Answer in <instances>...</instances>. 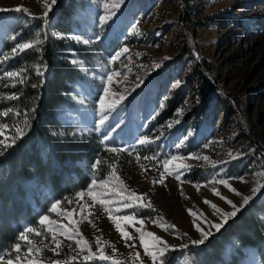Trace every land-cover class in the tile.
<instances>
[{"label": "rangeland", "instance_id": "obj_1", "mask_svg": "<svg viewBox=\"0 0 264 264\" xmlns=\"http://www.w3.org/2000/svg\"><path fill=\"white\" fill-rule=\"evenodd\" d=\"M67 1L69 27L61 33L50 25L59 0H0V41L13 32L11 49L34 41L37 33L41 40L47 26L52 42H61L57 51L69 62L73 83L70 102L57 108V118L75 133H96L107 148L124 152L104 180L55 212L50 211L54 203L45 200L27 203L34 221L23 223L0 258L14 257L13 245L19 243L20 264L29 259L65 264L70 258L153 264L140 240L144 233L149 248L153 237L166 242L168 264H264V239L257 246L231 239L216 259L201 254L234 218L219 232L210 229L220 221L212 205L231 212L228 201L239 211L264 202V0H123L118 7H113L118 0ZM108 11L115 15L101 28L100 17ZM73 35L81 40L70 39ZM117 52L121 55L113 61ZM21 53L10 50L7 57ZM16 82L9 78L4 89ZM101 101L108 117L104 125ZM12 127L0 119V141L12 140ZM219 179L227 186L208 183ZM244 197L251 198L247 205ZM125 214L132 219L119 218ZM43 216L49 220L42 226ZM197 226L211 232L205 244L192 243L202 238ZM27 227L42 233H27L31 245L19 239ZM28 247L38 251L28 254ZM101 253L107 259H100ZM157 264H162L159 256Z\"/></svg>", "mask_w": 264, "mask_h": 264}, {"label": "trees", "instance_id": "obj_2", "mask_svg": "<svg viewBox=\"0 0 264 264\" xmlns=\"http://www.w3.org/2000/svg\"><path fill=\"white\" fill-rule=\"evenodd\" d=\"M68 7L67 0H59V12L51 20V27L61 33H66L69 27ZM13 34L17 32L7 33L0 41V76L9 70H24V79L21 83L17 77L16 84L5 89L9 78L0 79V113L13 109L7 117L0 114V119L13 126L14 136L17 127L24 134L16 136L14 144L10 140L9 147L0 155V253L12 248L14 235L23 223L34 221L27 203L43 200L60 202L59 206L69 203L88 190L93 181L104 180L121 156V152L110 151L98 134L75 133L72 126L57 118V108L70 102L73 83L71 66L59 56L63 53L57 51L62 48L61 42H52L48 27L37 50L27 49L6 60L11 50L9 36ZM38 69L44 74L39 75ZM11 93H17L19 98L9 99ZM231 239L243 246L259 245L264 239V202H251L239 211L202 248L201 254L219 258ZM60 256L67 258L64 254ZM65 264L95 263L70 258Z\"/></svg>", "mask_w": 264, "mask_h": 264}, {"label": "snow or ice", "instance_id": "obj_3", "mask_svg": "<svg viewBox=\"0 0 264 264\" xmlns=\"http://www.w3.org/2000/svg\"><path fill=\"white\" fill-rule=\"evenodd\" d=\"M56 3V0H52V4H55ZM120 3H123V0H118V3L113 5V7H118ZM105 8L107 9L108 8V5H105ZM2 11V10H0ZM17 12L21 11V9L17 8L16 9ZM25 11H27L25 9ZM51 11V6H48V10L44 12V19L47 21L49 19V16H48V12ZM115 15L114 12L112 11H108L106 13L105 16L103 17H100V21H101V28H103V26L105 24L108 23V20L111 19V17ZM114 23V21H113ZM137 32V29H133V33L135 34ZM37 35V39H35L34 41H26V42H18L15 44V46L11 49L12 53L14 55L20 53V52H23L25 51L26 49H30V48H33L35 45H39L41 43V40L38 38L39 37V33L36 34ZM70 39H75V40H78L80 41L81 40V37L79 35H73L71 37H69ZM13 39H16V37H13ZM96 39H100L99 37V34H97L96 36ZM82 42L84 44H88L90 42L89 39H84L82 40ZM127 48L123 49V52H127ZM121 55L120 52H117L113 57H112V60L115 61L119 58V56ZM5 59L7 60L8 57H5ZM73 63H75V61H73ZM157 67H159V65H157ZM23 71L24 70H20V71H5L2 76H0V79H3V78H17L19 77L20 80L19 82H23ZM38 74L39 75H43V71L38 69ZM112 77L109 76L108 77V80L111 81ZM15 82V81H14ZM177 84H179V81L176 82ZM33 87H36V85H33ZM105 92H107V89H105ZM18 94L17 93H11L9 94V99H12V100H15V99H18ZM101 108H102V114H101V117H100V120H99V123L100 125H104L105 124V121L108 119V117L106 115L103 114V101H101ZM13 112V109L12 108H8L7 110L3 111L2 114L4 117H7L9 115V113ZM17 116H20L21 113L20 112H16L15 113ZM25 116H27V114L25 113L24 114ZM25 125H27V120L25 119L24 121ZM4 127H7V125H4ZM23 130L20 129V128H16V133H15V136H13L12 138V143L14 144L15 143V138L16 136H23ZM4 133L3 131H0V136H3ZM187 136L191 137L192 136V133L189 132L187 134ZM5 139H7V137H5ZM105 139H107V135H105ZM148 141V136L147 134L141 138L139 140V143L144 145L146 144ZM0 155L3 154V149H6L7 147H9V145L5 144L4 141H0ZM179 147V145H178ZM110 151L112 152H122L124 151V149L120 148V149H117V148H111ZM137 159H139V157H137ZM144 159H149V157L145 156ZM173 160L177 159L176 157H172ZM96 164H100V161H97ZM167 165H168V161H165V164H164V168H165V171L168 170L167 168ZM163 179V173H161V180ZM177 179H179V175L177 174ZM236 179H242L240 177H237ZM157 182V181H154V183ZM212 182H216V183H221V184H225L227 186V181L224 180V179H219V180H210L208 181V183H212ZM93 184L97 183L96 181H93L92 182ZM199 187V186H197ZM255 191V190H254ZM215 192V190H214ZM218 195V193H216ZM82 196V193L79 194ZM222 199H224L223 197H221ZM135 199L137 201L143 199L142 197H135ZM251 198L250 197H244V201L243 203L245 205H247L249 203V200ZM60 202H56L54 204H52L51 208H50V211L52 212H55L56 209H57V206ZM101 203L103 204L104 201H101ZM205 203H209L208 201H205ZM228 203L233 207V209H235L234 211H231V212H221V210L216 206V205H212V207L215 209L216 212L220 213V221L219 222H215V223H211L210 224V229H215L216 232H219L223 226L228 222V218L229 217H235L236 214H237V211H239V208L235 205V204H232L231 201H228ZM125 207H132L131 203H125L124 205ZM150 206V205H149ZM190 214L191 213V210H190ZM120 219L122 220H125V221H129L132 219V216L129 215V214H125L121 217H119ZM49 218L48 216H43L40 221H39V224L40 225H45V222L48 221ZM117 227V230L118 231H121V235L122 236H126L127 233H125L123 230H121V227H120V224H117L116 225ZM197 231L200 232L201 234V239H197V240H193L192 243L195 244V245H202V244H205V242L209 239V236L211 235V232L210 231H205L203 230L202 228H200L199 226H197ZM32 232H35L37 236L41 235L42 233L33 228V227H27V228H24L22 231H21V234H20V237L19 239L22 240V241H26L28 245H31V240L29 239L27 233H32ZM148 236L152 237L153 234L152 233H148ZM69 239H71V237H68ZM130 238V237H129ZM52 239L53 241L56 240V237L55 235L52 236ZM140 240H141V243L143 245V247L145 248V254L146 255H149L151 256L152 260H153V264H157V257L159 256L160 258V261L162 262V264H168L167 262V257L165 256V252L168 251V245L166 244L165 241L161 240L159 237H153V244L151 246V248H149V245L144 243V233H141L140 234ZM79 243V241H78ZM59 243L57 242V247H59ZM13 250L14 252L16 253V255L13 257V256H9L7 259L5 258H0V264H13V261L15 260V264H20L21 262V256L19 255L20 251H21V245L19 243H16L13 245ZM34 251H38V250H34L32 249L31 247H28V254H31L33 253ZM89 257L88 256H85L84 259L87 260ZM100 259H107V257H105L103 255V253H101ZM27 264H37L36 261H33V260H27ZM55 264H59V261H56Z\"/></svg>", "mask_w": 264, "mask_h": 264}]
</instances>
